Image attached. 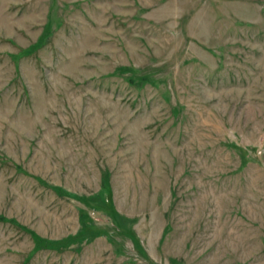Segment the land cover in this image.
Returning <instances> with one entry per match:
<instances>
[{
	"label": "rangeland",
	"instance_id": "obj_1",
	"mask_svg": "<svg viewBox=\"0 0 264 264\" xmlns=\"http://www.w3.org/2000/svg\"><path fill=\"white\" fill-rule=\"evenodd\" d=\"M0 264H264V0H0Z\"/></svg>",
	"mask_w": 264,
	"mask_h": 264
}]
</instances>
